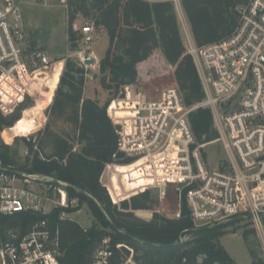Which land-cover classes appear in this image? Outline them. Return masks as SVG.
Instances as JSON below:
<instances>
[{"label":"trees","instance_id":"16d2710c","mask_svg":"<svg viewBox=\"0 0 264 264\" xmlns=\"http://www.w3.org/2000/svg\"><path fill=\"white\" fill-rule=\"evenodd\" d=\"M237 4L236 0H181L198 45L220 41L234 31L239 16ZM67 5L70 50H79L81 35L73 29L79 16L90 19L108 34L109 45L99 62L96 76L108 97L103 104L98 98L85 97L88 72L81 60L66 56L62 75L53 78L59 83L48 110L54 116L69 120L72 132L61 133L48 127L38 141L37 150L35 143L27 141L29 155L21 170L52 174L64 180L70 199L79 201L77 209L86 205L98 223L97 227L86 229L71 218L59 220L62 209L56 210L52 218L60 232L61 264H92L94 250L108 237L113 249L111 264H124L130 255L128 248H117L118 243L134 249L136 264H238L219 243L229 224L201 227L194 224L185 197L188 188L180 192L175 185L169 184L166 194L161 199L156 198L149 189L155 185V176L150 174V162L146 157L113 163L117 160L114 154L118 151L119 135L108 115V105L123 86L137 83L139 75H143L138 70L139 64L152 55L154 58L155 50L159 49L165 60L175 66V78L186 107L197 104L204 97L194 58L184 46L174 1L67 0ZM158 59L161 61V57ZM172 93L166 91L165 99L173 98ZM131 95L126 91L113 100L109 109L119 124L123 120L133 124L136 119L138 106L132 110L129 105L141 102L132 100ZM167 110L160 106L156 109L157 125ZM15 119L8 121L0 112V128L12 124ZM189 120L195 144H206L218 138L209 108L192 110ZM141 127L148 131L146 137L150 140L158 135L151 118H145ZM16 141H19L17 137ZM76 145H79L78 149H75ZM45 146L51 151L47 152ZM135 147H140L138 142ZM9 153L10 147L0 139V158ZM14 154L17 156L18 151L14 150ZM173 157L174 152H170L165 158L166 165L157 166V175L172 176ZM164 168H171V173L166 174ZM102 174L104 185L100 179ZM105 185L114 201L120 203H113ZM159 206L171 211L173 217L155 211L152 219L146 220L135 213ZM178 209L180 216L176 217L174 211ZM36 218L31 213H16L5 217L3 222L7 226H21L23 232H27ZM248 235L245 231L246 240ZM249 253L250 264H264L252 248Z\"/></svg>","mask_w":264,"mask_h":264},{"label":"built area","instance_id":"2783aa9c","mask_svg":"<svg viewBox=\"0 0 264 264\" xmlns=\"http://www.w3.org/2000/svg\"><path fill=\"white\" fill-rule=\"evenodd\" d=\"M172 1L177 8L184 46L194 58L204 97L191 107L183 106L179 88L176 87L165 90L158 100L141 101L138 113L139 110L143 113L149 111L151 116L137 114L134 123H130L133 132L127 125L128 121L118 123L119 146L114 157L116 159L118 152L123 151L127 159L133 158L134 161L135 156L148 153L151 144L166 142L167 138L169 152H174L172 176L157 175V166L166 165L169 148L154 160L150 154L145 156L151 159L147 160L151 176H154L153 173L157 175L153 187L164 188L168 182L180 192L188 188L185 197L196 226L214 225L234 217L250 219L256 235L263 240L264 260V0H236L239 16L234 31L220 41L202 46L194 38L181 0ZM80 35V41L90 45L97 36L95 25L82 26ZM25 39L19 1L0 0V79L5 77L12 88L24 92L10 110L4 106V94L0 91V106L4 111L15 110L33 85L23 53ZM36 55L45 66H50L49 57L44 52ZM91 55L95 58L90 52L81 61L84 63ZM166 91L174 92L171 96L178 107L168 108L157 125L156 109L164 102ZM184 107L187 110L180 118L172 116L175 121L169 129L171 114L182 112ZM199 107L212 111L214 126L219 134L215 141L223 144L227 171L209 170L202 153L206 144L195 146L189 113ZM145 118H151L156 125L158 135L152 140L146 137L148 131L141 127ZM26 138L35 143L37 150L36 140L29 135ZM135 142L139 143V148L135 147ZM78 206L77 198L70 199L64 180L52 174L7 166L0 158V260L6 264H61L60 232L52 215L62 209L59 220L70 218L72 212L80 209H77ZM25 212L37 216L27 232H23L21 226L4 224L5 217ZM175 215L179 217L180 212ZM116 247L128 248L130 255L124 264L132 262L133 248L123 243L116 244ZM112 256L111 241L105 238L94 250L91 262L111 264Z\"/></svg>","mask_w":264,"mask_h":264},{"label":"rangeland","instance_id":"374dc122","mask_svg":"<svg viewBox=\"0 0 264 264\" xmlns=\"http://www.w3.org/2000/svg\"><path fill=\"white\" fill-rule=\"evenodd\" d=\"M22 7V13L24 17L26 39L23 43V53L25 55L29 73L33 77V85L30 87V90L24 94L22 101L16 106L15 110L9 112L13 109L14 105L18 103L21 99L23 91L18 92V89L12 88L5 77L0 79V91L4 94L3 102L6 108L10 110L4 111L0 106V112L8 121L16 117L12 124L4 125L0 128V139L4 144L10 147L9 156H3L2 161L7 166H12L17 169H22L23 165L26 162L27 154V138L29 135L33 137L37 144L41 140L45 131L48 127L49 129L61 133L72 132V125L69 120L65 117H57L52 114L51 110H48L50 105L53 102V91L56 90L58 83L55 79L57 75H62L64 70L63 58L66 56H71L72 58L82 60L84 57H88L90 52L93 53L95 62L92 64H85V69L87 70V80H86V91L88 95L94 94L96 89H100L101 86L97 80V73L99 72V64L97 62L98 58H101L105 55L106 50L109 45L108 35L103 34V28H96L97 36L90 45H85L80 41L79 38V50L73 51L69 48L68 40V9L67 2L63 0H17ZM90 19L83 16H79L75 21L73 29L78 32L80 35V28L84 25L93 24ZM86 50L82 54H78L80 51ZM44 52L49 57L50 66L47 67L45 64L37 59L36 53ZM162 54L157 52L152 59V64L149 68L144 70L143 75H139L140 79L134 85H125L121 88L120 93L110 101L112 104L113 100L120 98L124 93L130 92L132 100L137 101H146L150 99L159 98L162 96V93L169 88L178 87L176 78H175V66L170 65L168 62L161 58V61L158 59ZM63 64H62V63ZM100 62V61H99ZM25 73V72H23ZM60 80V79H59ZM97 81V82H96ZM55 86V87H54ZM162 86V87H160ZM102 89V88H101ZM145 96L142 100V95ZM6 95V96H5ZM108 97V94H106ZM8 97V98H7ZM107 97L100 100V103H105ZM12 99V101L10 99ZM12 102L10 105L9 102ZM133 102V101H132ZM101 103V104H102ZM108 105V110L110 108ZM142 102L140 103V105ZM12 106V107H11ZM132 110L139 104L134 102L129 105ZM134 106V107H133ZM185 106V105H183ZM128 107V105H127ZM160 107L172 108L178 107L177 102L173 99H164V102ZM48 110V111H47ZM187 108L184 107L183 111L176 114H171L169 129L174 124V118L178 119L181 115L186 112ZM138 113V116H151L149 111H141ZM168 111V110H167ZM175 111H180L176 109ZM167 114V113H166ZM115 126H118L117 119L112 116ZM125 123L123 120L122 123ZM131 123V122H130ZM130 123H127L128 127H131V131H134V128ZM41 131V133H39ZM74 134V133H73ZM16 137L19 141H16ZM26 139V141L24 140ZM217 140V139H216ZM156 145V146H155ZM200 144H195L198 146ZM202 145V144H201ZM194 146V147H195ZM151 149L148 153H143L141 155L135 156L137 158L145 157L147 154H150V157H153V160L156 159L158 154L166 151L169 148V142L164 141L160 144H151ZM79 145L75 146V149H78ZM14 150L18 151V155L14 154ZM47 152L51 151L49 146H45ZM170 148L167 150L166 155H169ZM202 153L205 158L206 164L211 171H227V155L223 144L219 141H211L206 143L205 147L202 148ZM147 157V160L150 158ZM166 158V157H165ZM117 160L113 163H121L118 160H125V158H116ZM151 161V159H149ZM8 163H7V162ZM110 163V164H113ZM106 169V167H105ZM104 169V171H105ZM168 173L171 168H167ZM103 171V174H104ZM171 173V172H170ZM102 174V175H103ZM155 182L157 181L155 173ZM101 175V176H102ZM103 178V176H102ZM107 178V177H106ZM104 183V181H103ZM106 183V182H105ZM167 182L164 187L165 192L162 191L161 187H150L152 195L156 198H162L166 194V190L169 187ZM104 185V184H103ZM106 188L108 187L105 185ZM155 186V185H154ZM184 189V188H183ZM147 190V189H146ZM107 191L114 203V200L110 194L109 188ZM164 192V193H163ZM121 201L115 202L120 203ZM120 206V205H119ZM147 210V209H146ZM147 211L151 212V217L138 216L140 218L150 220L152 219L154 212L158 211L160 213L167 214L173 217V213L169 210H164L160 206L157 209H148ZM173 212V211H172ZM176 212H180L178 209ZM137 215V214H136ZM176 216V215H175ZM177 217V216H176ZM70 218L77 221L82 227L89 229L94 226H98L96 218L90 212L89 208L84 205L77 212L71 213ZM223 224H229L226 229V233L219 239V243L228 251V253L237 260L240 264H250L252 257L249 253V249L252 248L258 258L263 259V240L259 235H256V230L253 226V223L250 219L246 217H234L222 222ZM195 224V223H194ZM219 224V223H217ZM215 225V224H214ZM201 226H210V225H199ZM255 233H254V230ZM124 231V230H122ZM249 232L247 240L244 238V232ZM109 238V237H108ZM186 237L185 239H187ZM110 239V238H109ZM111 241V239H110ZM250 247V248H249ZM134 264L135 261L132 260ZM130 262L129 264H133ZM238 263V264H239ZM0 264H6L4 260H0Z\"/></svg>","mask_w":264,"mask_h":264},{"label":"crops","instance_id":"0c3cea01","mask_svg":"<svg viewBox=\"0 0 264 264\" xmlns=\"http://www.w3.org/2000/svg\"><path fill=\"white\" fill-rule=\"evenodd\" d=\"M176 10H177V8H176ZM177 15H178V12H177ZM178 20H179V17H178ZM179 25H180V21H179ZM180 29H181V27H180ZM107 34V32L105 31V29H103V34ZM108 35V34H107ZM109 38V37H108ZM155 52H159V53H161V51L158 49V50H155ZM162 54V53H161ZM152 57H153V55L148 59V60H146V61H144V62H142V63H140L139 64V66H138V70H139V72H140V74H142V73H144V70L145 69H147V68H149L150 67V65H153L152 63ZM161 58H163V60H165V58H164V56H163V54L160 56ZM99 58H98V60H97V62H98V64H99ZM166 61V60H165ZM167 62V61H166ZM97 82V81H96ZM98 83V82H97ZM86 87L87 86H85V93H84V95H85V97H89V98H98L99 100H101V99H104V98H106L107 97V93L106 92H104L101 88L100 89H96V92H94V94H91V95H88V93H87V91H86ZM102 103V102H101ZM103 104V103H102ZM110 109V108H109ZM107 112H108V115H109V117L112 119V114H111V112H110V110H107ZM114 117V116H113ZM112 121H113V124H114V126L116 125L115 123H114V120L112 119ZM115 130H116V132H117V134H118V131H117V127L115 126ZM34 173H36V172H34ZM103 176V175H102ZM102 176H101V182H102V184H103V181H102ZM72 213H75V212H72ZM234 258V257H233ZM235 259V258H234ZM236 262H237V260H236ZM237 263H239V262H237ZM240 264V263H239Z\"/></svg>","mask_w":264,"mask_h":264},{"label":"water","instance_id":"95a60500","mask_svg":"<svg viewBox=\"0 0 264 264\" xmlns=\"http://www.w3.org/2000/svg\"><path fill=\"white\" fill-rule=\"evenodd\" d=\"M95 62V59L94 58H87L85 60V64H92ZM123 96V95H122ZM120 126H117V129H119ZM126 157V154L123 152V151H119L118 154H117V158L120 159V158H125ZM135 213L137 214V216H146V217H151V212L150 211H147V210H137L135 211Z\"/></svg>","mask_w":264,"mask_h":264}]
</instances>
